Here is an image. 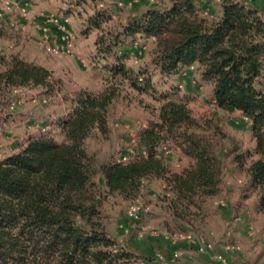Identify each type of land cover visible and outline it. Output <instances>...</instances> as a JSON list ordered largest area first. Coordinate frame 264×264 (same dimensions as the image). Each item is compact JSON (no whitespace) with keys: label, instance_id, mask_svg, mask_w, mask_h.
I'll return each instance as SVG.
<instances>
[{"label":"trees","instance_id":"16d2710c","mask_svg":"<svg viewBox=\"0 0 264 264\" xmlns=\"http://www.w3.org/2000/svg\"><path fill=\"white\" fill-rule=\"evenodd\" d=\"M161 1L159 8L129 20L120 30L104 28L111 14L97 11L89 21V30L100 31L95 60L113 58L112 79L128 81L138 92L153 91L155 86L148 70L126 64L137 35L156 40L152 64L163 76L196 67L212 85L216 106L240 112L251 122L254 151L235 154L239 150L235 147L230 152L264 210V14L250 0H218L219 10L211 14L206 7L213 0ZM50 77L40 65L0 55V93L49 87ZM117 97L116 85L102 92H78L69 115L58 124L62 142L32 137L21 151L0 159V264L128 263L132 256L113 250L104 201L117 196L134 199L147 179L166 182L172 194L170 210L176 216L191 215L193 208L200 211L218 196L225 160L197 134L198 121L174 93L163 96L159 121L140 135L144 155L128 163H98L88 141L98 131L107 132ZM166 133L178 138L193 159L180 173H174L159 154Z\"/></svg>","mask_w":264,"mask_h":264},{"label":"rangeland","instance_id":"374dc122","mask_svg":"<svg viewBox=\"0 0 264 264\" xmlns=\"http://www.w3.org/2000/svg\"><path fill=\"white\" fill-rule=\"evenodd\" d=\"M249 2L264 11V0ZM161 5V0H0V55L18 56L51 73L49 87H19L0 93V159L21 151L32 137L49 136L62 142L58 124L69 115L78 92H102L116 85L118 97L110 107L108 130L96 132L88 147L100 164L136 160L145 154L139 143L141 133L159 121L166 101L163 96L174 93L198 121L197 134L225 160L220 193L207 200L202 210L193 208V214L185 216L170 210L172 194L162 179L144 180L132 200L109 197L103 214L107 232L115 241L113 250L132 256L122 264H223L220 255L226 258L224 264H264V210L259 208L257 192L245 170L233 160L237 153L254 151L251 122L240 112L220 110L212 85L196 67L171 76L157 71L152 64L153 38L137 35L126 60L134 70H148L153 91L138 92L128 81H114L109 69L113 58L95 60L100 31L89 30V21L97 11L111 14L104 28L120 30L129 20ZM219 6L213 0L206 12L215 13ZM177 139L166 133L159 146V154L174 173L193 163ZM235 147L239 150L231 154ZM97 183L104 188L102 177ZM133 207L138 208L136 217L129 215ZM188 234L194 236L193 242L185 240ZM200 245L204 253L198 252Z\"/></svg>","mask_w":264,"mask_h":264},{"label":"built area","instance_id":"2783aa9c","mask_svg":"<svg viewBox=\"0 0 264 264\" xmlns=\"http://www.w3.org/2000/svg\"><path fill=\"white\" fill-rule=\"evenodd\" d=\"M68 37L69 36H67V37H65V38H67L68 39ZM69 40H70V38H69ZM129 215L131 216V217H136L137 215H138V208H136V207H133L131 210H130V212H129ZM185 240H187V241H189V242H193L194 241V236L192 235V234H188V235H186V237H185ZM198 249V252H200V253H204V251H205V248L203 247V246H199V247H197ZM218 260H220V262L221 263H226V258L223 256V255H220L219 257H218Z\"/></svg>","mask_w":264,"mask_h":264},{"label":"crops","instance_id":"0c3cea01","mask_svg":"<svg viewBox=\"0 0 264 264\" xmlns=\"http://www.w3.org/2000/svg\"><path fill=\"white\" fill-rule=\"evenodd\" d=\"M252 5H254V4H252ZM254 6H257L258 8H259V6L256 4V5H254ZM261 12L264 14V11H262L261 10ZM160 181H162V180H160ZM162 183H164L163 181H162ZM163 187H164V184H163ZM264 253V252H263Z\"/></svg>","mask_w":264,"mask_h":264}]
</instances>
